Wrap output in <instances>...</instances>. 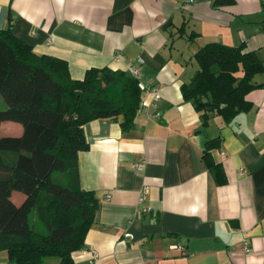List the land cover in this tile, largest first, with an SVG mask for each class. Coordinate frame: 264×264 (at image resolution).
<instances>
[{"label": "crops", "instance_id": "0c3cea01", "mask_svg": "<svg viewBox=\"0 0 264 264\" xmlns=\"http://www.w3.org/2000/svg\"><path fill=\"white\" fill-rule=\"evenodd\" d=\"M213 1L0 0V28L64 59L73 78L90 67H133L147 87L128 130L122 115L83 125L89 146L78 153L79 181L98 208L74 264H264V85L246 94L249 110L229 122L210 115L206 125L181 92L206 43H243L264 61V0ZM253 81L264 83V72ZM215 136L210 153L224 184L202 159ZM12 195L15 204L24 198ZM0 264L19 263L1 250Z\"/></svg>", "mask_w": 264, "mask_h": 264}, {"label": "trees", "instance_id": "16d2710c", "mask_svg": "<svg viewBox=\"0 0 264 264\" xmlns=\"http://www.w3.org/2000/svg\"><path fill=\"white\" fill-rule=\"evenodd\" d=\"M194 58L198 69L181 92L204 125L210 115L229 122L251 108L246 94L264 85L253 81L264 72L255 51L244 50L243 43L209 42ZM142 91L137 77L120 68L90 67L82 78H73L64 59L35 52L11 26L0 28V95L6 104L0 123L22 126L19 135H0V251L9 260L43 264L57 258L59 264H74L71 254L84 247L98 208L94 192L79 181L78 153L89 146L83 125L122 115L121 128L128 130ZM220 140L215 136L204 143L202 159L215 182L224 184V170L210 153ZM13 190L24 194L19 204L10 198Z\"/></svg>", "mask_w": 264, "mask_h": 264}, {"label": "rangeland", "instance_id": "374dc122", "mask_svg": "<svg viewBox=\"0 0 264 264\" xmlns=\"http://www.w3.org/2000/svg\"><path fill=\"white\" fill-rule=\"evenodd\" d=\"M5 108H6V104H5L3 98L0 95V109H5ZM6 125L13 126V127H17V125H19L21 127V124L18 123V122L10 121V120H3L0 123V135H16L14 132L7 131L5 129ZM54 177H55V175H54ZM62 181L65 183V179L64 178L62 179ZM12 193H13V195H12L13 200L15 199L16 195H19L22 198L24 197V194L22 192H20V191L13 190ZM35 223H36V225H37V227L39 229L43 230L42 225L37 220L35 221Z\"/></svg>", "mask_w": 264, "mask_h": 264}, {"label": "built area", "instance_id": "2783aa9c", "mask_svg": "<svg viewBox=\"0 0 264 264\" xmlns=\"http://www.w3.org/2000/svg\"><path fill=\"white\" fill-rule=\"evenodd\" d=\"M188 1H190V0H187V2ZM128 73H130L132 76H134V77H137V70L135 69V68H133V67H128ZM140 86H141V88L143 89V88H147V87H145L144 85H142V84H140ZM150 89L152 90V91H154L155 90V88L154 87H150ZM155 97H157V94L155 93ZM143 105V103L140 101V105L139 106H142ZM220 153V155H224V151H221V152H219ZM143 164H144V162L143 161H139L138 163H136L134 166H135V169L137 170V171H139V170H141V168H142V166H143ZM239 171L242 173L243 171H242V168H240L239 169ZM146 188L147 187H145L144 188V190H146ZM106 198H108V195L106 196ZM173 248H175V249H180L181 251H184V248L181 246V245H173L172 246ZM244 249L247 251V249H248V244H247V242H244ZM86 251L89 253V254H91V255H93L94 257L96 256V251L94 250V249H92V248H86Z\"/></svg>", "mask_w": 264, "mask_h": 264}]
</instances>
